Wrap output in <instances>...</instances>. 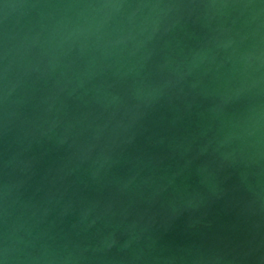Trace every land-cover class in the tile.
I'll list each match as a JSON object with an SVG mask.
<instances>
[{
  "label": "water",
  "instance_id": "1",
  "mask_svg": "<svg viewBox=\"0 0 264 264\" xmlns=\"http://www.w3.org/2000/svg\"><path fill=\"white\" fill-rule=\"evenodd\" d=\"M0 264H264V0H0Z\"/></svg>",
  "mask_w": 264,
  "mask_h": 264
}]
</instances>
